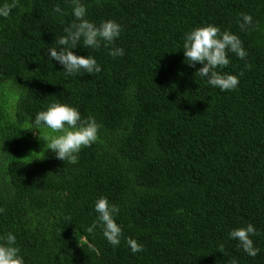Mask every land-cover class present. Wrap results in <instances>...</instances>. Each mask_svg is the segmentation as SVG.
<instances>
[{
    "label": "trees",
    "instance_id": "trees-1",
    "mask_svg": "<svg viewBox=\"0 0 264 264\" xmlns=\"http://www.w3.org/2000/svg\"><path fill=\"white\" fill-rule=\"evenodd\" d=\"M80 2L97 26L122 28V57L82 39L73 49L101 66L92 75L49 60L75 19L71 0H18L0 17V237H16L25 264H264V0ZM241 14L252 17L243 30ZM209 24L247 52L217 69L239 78L233 91L196 76L203 65L184 55L185 35ZM54 102L100 125L75 164L46 148L42 138L59 133L34 124ZM101 197L120 209L115 248L99 223L88 232ZM249 223L255 257L230 238Z\"/></svg>",
    "mask_w": 264,
    "mask_h": 264
},
{
    "label": "clouds",
    "instance_id": "clouds-1",
    "mask_svg": "<svg viewBox=\"0 0 264 264\" xmlns=\"http://www.w3.org/2000/svg\"><path fill=\"white\" fill-rule=\"evenodd\" d=\"M100 0H97L99 4ZM72 15L74 21L64 29L65 35L57 41L62 48L57 51L55 47L48 49L49 60H55L63 66L66 75L78 74L81 71L87 74L101 72V66L92 56H78L73 49L81 39L85 48L99 49L101 45L109 48V55L122 57L125 52L122 48L114 47L115 41L122 31L121 25L114 20L102 21L99 26L86 19L87 9L80 0H71ZM18 6V0L11 3H4L0 6V17L9 18L14 8ZM54 13H65L59 5L53 9ZM242 23L240 28L252 24V17L248 14H241ZM183 52L189 66L195 67L201 64L195 75L205 78L207 83L220 91H233L239 84V78L231 74H222L217 69H223L230 64L228 53H235L240 59H245L247 52L244 50L242 41L237 35L230 31H221L218 26L209 24L197 27L184 37ZM251 68V65H246ZM244 73L241 72L240 75ZM34 124L37 127H46L53 133L51 137L42 138L46 143V148L55 154L56 158L69 163H77L79 152L86 147H90L98 139L100 125L95 118L88 117L82 119L79 110L67 104L54 102L48 106L47 110L36 114ZM5 211L0 208V213ZM95 211L99 214L97 221L88 228L92 233L97 224L103 226L102 231L106 240L115 248L119 246L123 235L122 228L116 223L115 216L119 213L118 205L110 204L106 197L99 198L95 203ZM259 235L255 227L249 223L247 227L234 229L230 232V238L239 241V247L251 256L259 254L260 249L254 247L252 236ZM0 264H25L24 258L19 255L21 249L16 247V237L12 233H7L0 237ZM127 244L133 253L143 250V246L135 239L128 238ZM218 251L223 253V244L219 245ZM230 264H237L232 260Z\"/></svg>",
    "mask_w": 264,
    "mask_h": 264
}]
</instances>
